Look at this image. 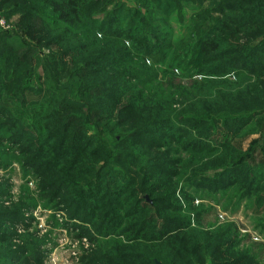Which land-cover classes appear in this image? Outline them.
Wrapping results in <instances>:
<instances>
[{
    "label": "trees",
    "instance_id": "1",
    "mask_svg": "<svg viewBox=\"0 0 264 264\" xmlns=\"http://www.w3.org/2000/svg\"><path fill=\"white\" fill-rule=\"evenodd\" d=\"M0 17V168L24 178L0 181V264H44L41 208L95 246L83 264H264V0H0ZM196 200L252 212L260 240Z\"/></svg>",
    "mask_w": 264,
    "mask_h": 264
},
{
    "label": "rangeland",
    "instance_id": "2",
    "mask_svg": "<svg viewBox=\"0 0 264 264\" xmlns=\"http://www.w3.org/2000/svg\"><path fill=\"white\" fill-rule=\"evenodd\" d=\"M189 1H191L192 4H199L203 2V0ZM108 5L104 7L102 6L101 9L96 12V16H103L109 10H111L112 6ZM210 6V2H205L203 4L204 8H208ZM193 13L194 10L192 8H186L184 19L187 18L188 20H191ZM181 24V22L173 21L172 25L174 27L176 37L182 35L186 37L187 28L185 25ZM182 80L184 82H187L188 78L184 77ZM254 137H256V135L237 138L235 139V144L240 148L247 149ZM4 158L7 159V156ZM256 160L259 161L260 157L257 156ZM23 179L22 167L16 162H14L12 166H9L7 169L0 168V181H7L8 183H11L13 186L12 190L15 195L19 194L20 188L23 184ZM29 186L32 191L36 192L35 182L34 184L31 183ZM203 204L206 208L210 205H216L212 202L202 200L195 201L196 206H202ZM232 210L233 209L231 208L225 209L224 204L220 206L216 205V209L213 210L214 213H210L206 217V220L208 224L214 225L213 227H216L220 223L236 222L242 226L243 232L250 231L254 236V240H260V235L257 233L258 231H254L253 228L256 222L255 215L250 211L246 212L244 209H240L238 212L234 213H232ZM33 215L35 219L29 223L30 229L28 230V232L33 234L42 243L40 249L44 253V264H83L79 261L82 252L85 250L95 249V246L87 244L85 242L86 237H72L75 231L68 228L69 226L63 224V220L66 217V214H59V212H55L51 208H48L46 210L41 208L38 209L37 212ZM205 223L206 222H204V224Z\"/></svg>",
    "mask_w": 264,
    "mask_h": 264
},
{
    "label": "built area",
    "instance_id": "3",
    "mask_svg": "<svg viewBox=\"0 0 264 264\" xmlns=\"http://www.w3.org/2000/svg\"><path fill=\"white\" fill-rule=\"evenodd\" d=\"M0 27L2 29H10L12 25L9 24L4 17H0Z\"/></svg>",
    "mask_w": 264,
    "mask_h": 264
}]
</instances>
